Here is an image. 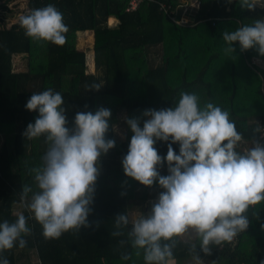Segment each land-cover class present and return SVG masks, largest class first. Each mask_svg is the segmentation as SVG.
Here are the masks:
<instances>
[{"label": "trees", "instance_id": "obj_1", "mask_svg": "<svg viewBox=\"0 0 264 264\" xmlns=\"http://www.w3.org/2000/svg\"><path fill=\"white\" fill-rule=\"evenodd\" d=\"M13 1L0 0V223H12L23 212L31 234L23 237L25 247L17 242L0 252V259L6 258L9 264H145L143 250L136 255L127 238L130 220L125 235H111L118 213L129 217L136 200L156 198L162 191L155 182L145 187L124 175L121 161L132 136L126 119L144 118L147 109L174 107L181 92L195 93L201 107L211 102L229 113L243 137L237 152L245 153L257 141L264 144V67L253 62V58L264 61V56L255 49L241 51L238 42L233 44L234 53H226L222 38L224 31L264 19V0L252 11L241 10L236 0H188L197 5L188 8L192 19L185 23L179 22V0H143L129 11V0H23L21 16L48 4L63 14L69 31L60 46L26 37L19 25L21 16L10 23L7 18ZM110 15L118 19L117 26L107 24ZM85 30L93 32L95 72L87 71L85 51L76 44L78 32ZM15 57L23 61L20 68ZM94 84L100 88L89 90ZM127 86H133L131 95L126 94ZM49 88L61 93L69 128L77 112L109 109L112 115L105 139L115 140L116 145L98 161L89 226L46 240L32 214L22 206L15 214L14 206L24 185L35 191L30 169L42 163L47 149L43 136L27 140L22 135L38 117L25 104L33 93ZM117 125L124 128L123 138L116 137ZM168 143L154 145L162 158ZM172 147L178 154L179 145ZM158 171L167 175L166 163ZM244 215L248 228L231 241L209 245L210 254L200 250L194 232L176 238L174 264H185L197 256L206 257L208 264H264V200L249 206ZM121 240L126 241L123 246ZM29 251L36 261L19 262ZM125 252L130 259H121Z\"/></svg>", "mask_w": 264, "mask_h": 264}, {"label": "clouds", "instance_id": "obj_2", "mask_svg": "<svg viewBox=\"0 0 264 264\" xmlns=\"http://www.w3.org/2000/svg\"><path fill=\"white\" fill-rule=\"evenodd\" d=\"M260 2L236 0L241 10L249 11ZM19 25L33 42L58 46L66 42L69 31L63 14L53 4L22 15ZM222 38L227 44L226 53H234L233 44L238 42L241 51L255 49L264 56V19L224 31ZM99 88L94 84L89 90ZM63 104L61 93L51 88L33 93L25 104V109L36 111L38 117L22 135L27 140L43 136L47 149L42 163L30 169L35 191L24 185L20 203L42 226L46 240L89 226L87 217L100 172L98 161L116 145L115 140L105 139L112 115L109 109L77 112L69 128ZM142 116V127L139 118L126 119L132 136L121 161L123 173L145 187L155 182L162 191L148 214L133 221L127 231L136 255L143 250L145 264H174L176 238L189 231L200 239V250L205 254H210L209 245L231 241L245 231L249 221L244 213L264 200V144L257 141L245 153L237 152L243 137L229 113L211 102L201 107L195 93L181 92L174 107L147 109ZM157 141L169 142L163 158L154 147ZM172 144L179 145L178 154ZM165 163L168 174L160 175L158 168ZM129 223L127 215L118 213L111 235H125ZM30 234L23 212L12 223L3 221L0 252L12 249L17 242L20 248L25 247L23 237ZM125 243L120 241L121 246ZM192 249H196L194 244ZM121 259H130V254L125 252ZM0 264L9 262L3 258Z\"/></svg>", "mask_w": 264, "mask_h": 264}, {"label": "rangeland", "instance_id": "obj_3", "mask_svg": "<svg viewBox=\"0 0 264 264\" xmlns=\"http://www.w3.org/2000/svg\"><path fill=\"white\" fill-rule=\"evenodd\" d=\"M181 7H182V11L180 13L179 18L181 19V21L187 22L189 20L192 19V15L190 12H188V8L193 9L195 6L194 2L195 1H188V0H179ZM263 1V0H261ZM196 3V2H195ZM261 3V2H260ZM25 7V2L23 0H14L13 2H11L9 4V17L7 18L8 21L13 22L15 20H17L22 13V10ZM180 8V7H179ZM113 21H109V18L107 19V24L108 25H113ZM92 37H93V32L91 30L89 31H83V32H78L77 34V47H79V49H82L85 51V55H86V62H87V71L89 72H95V67H94V62H93V54L91 51V46H92ZM15 64L17 66V68H20L21 66H23V61L22 59L15 57L14 58ZM157 60H155L156 62ZM253 62L264 67V61L259 59V58H253ZM128 89L126 90V94L127 95H131L132 94V89L133 86H127ZM123 118V117H120ZM145 118H140V126L142 127L143 125V121ZM115 133H116V137L118 138H123L124 137V128L121 125H117L115 126ZM1 138H0V143H1ZM245 150L247 151L248 149L245 148ZM156 198H151L147 201H135V203L133 205L130 206L129 210H128V215H129V220L132 223L133 221H135L136 219H138L141 215H147L148 212L150 211L152 202L155 201ZM21 203L20 201L17 202L14 206V213L17 214L19 213V210L21 208ZM190 232V231H189ZM189 236L188 233L182 235L183 238H187ZM35 262L36 261V257L33 251H29L25 256H22L19 260V262ZM208 260L206 257L204 258H199V259H193V260H189L187 262H185V264H208L207 263Z\"/></svg>", "mask_w": 264, "mask_h": 264}, {"label": "built area", "instance_id": "obj_4", "mask_svg": "<svg viewBox=\"0 0 264 264\" xmlns=\"http://www.w3.org/2000/svg\"><path fill=\"white\" fill-rule=\"evenodd\" d=\"M142 1L143 0H129L128 5L126 6V10L129 11V10H132V9L136 8L140 4V2H142ZM179 22L182 23L183 21H181V19H180Z\"/></svg>", "mask_w": 264, "mask_h": 264}, {"label": "crops", "instance_id": "obj_5", "mask_svg": "<svg viewBox=\"0 0 264 264\" xmlns=\"http://www.w3.org/2000/svg\"><path fill=\"white\" fill-rule=\"evenodd\" d=\"M194 6H196L197 5V3H195L194 2ZM108 18H113V25H109L110 27H115V26H117V24H118V19L117 18H115L114 16H112V15H110V16H108L107 17V19ZM182 23H185L184 21L182 22ZM85 31H89V30H85ZM92 45H93V37H92ZM91 51H92V54H93V50H92V46H91ZM92 59H93V57H92Z\"/></svg>", "mask_w": 264, "mask_h": 264}]
</instances>
